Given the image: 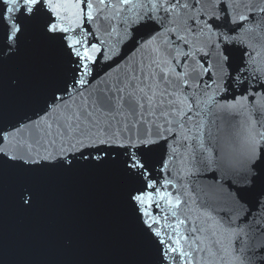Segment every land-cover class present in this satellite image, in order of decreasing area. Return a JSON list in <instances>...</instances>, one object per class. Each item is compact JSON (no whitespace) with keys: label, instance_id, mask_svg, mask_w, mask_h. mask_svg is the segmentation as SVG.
Instances as JSON below:
<instances>
[{"label":"snow or ice","instance_id":"snow-or-ice-1","mask_svg":"<svg viewBox=\"0 0 264 264\" xmlns=\"http://www.w3.org/2000/svg\"><path fill=\"white\" fill-rule=\"evenodd\" d=\"M83 177L106 264H264V0H0V203Z\"/></svg>","mask_w":264,"mask_h":264},{"label":"water","instance_id":"water-1","mask_svg":"<svg viewBox=\"0 0 264 264\" xmlns=\"http://www.w3.org/2000/svg\"><path fill=\"white\" fill-rule=\"evenodd\" d=\"M109 194L90 178L50 181L37 210L25 214L5 193L0 240L10 264H106L121 258L111 228ZM73 240V247L64 245Z\"/></svg>","mask_w":264,"mask_h":264}]
</instances>
